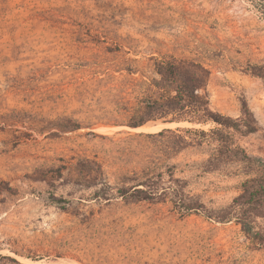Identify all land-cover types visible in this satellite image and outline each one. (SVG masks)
I'll use <instances>...</instances> for the list:
<instances>
[{
	"label": "rangeland",
	"instance_id": "obj_1",
	"mask_svg": "<svg viewBox=\"0 0 264 264\" xmlns=\"http://www.w3.org/2000/svg\"><path fill=\"white\" fill-rule=\"evenodd\" d=\"M170 57L209 69L215 111L237 119L245 99L258 121L228 130L240 154L218 168L203 164L213 145L175 154L174 137L147 136L190 124L131 127ZM251 66H264V17L248 0H0V264H264L235 219L207 217L263 175L264 80ZM100 166L113 186L173 173L207 210L97 200L101 181L84 175Z\"/></svg>",
	"mask_w": 264,
	"mask_h": 264
},
{
	"label": "trees",
	"instance_id": "obj_2",
	"mask_svg": "<svg viewBox=\"0 0 264 264\" xmlns=\"http://www.w3.org/2000/svg\"><path fill=\"white\" fill-rule=\"evenodd\" d=\"M248 1L264 17V0ZM155 72L160 79L151 81L141 100L147 119L131 127L139 128L151 120H161L170 125H192L176 129L167 128L157 134L147 135L159 138L174 137L173 144H166L168 152L179 154L190 147L213 145V154L203 163L207 170H211L225 163L228 154H240V149L234 147L228 130L244 129L248 134L260 130L258 121L245 99L242 101V115L237 119L227 117L212 108L208 93L211 73L202 63L175 57L164 58L156 61ZM247 72L264 80V66H251ZM208 124H215L217 128L206 131L196 127ZM260 167L263 175L244 183L240 201L234 203L230 212L207 217H214L219 222L233 218L250 239L264 244V229L258 223L259 219H264L263 162H260ZM101 168L100 166L98 170L89 169L84 175L86 180L101 181L102 188L94 193L97 200L109 201L110 196L116 195L127 202H171L182 216L207 210L199 197L186 191L188 182L175 178L173 173L169 175V180L165 178L164 173H135L127 175L118 186H113L102 181L104 175Z\"/></svg>",
	"mask_w": 264,
	"mask_h": 264
}]
</instances>
